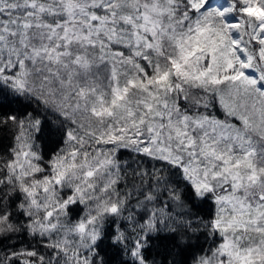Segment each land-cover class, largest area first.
Masks as SVG:
<instances>
[{"label":"snow or ice","instance_id":"obj_1","mask_svg":"<svg viewBox=\"0 0 264 264\" xmlns=\"http://www.w3.org/2000/svg\"><path fill=\"white\" fill-rule=\"evenodd\" d=\"M0 264H264V0H0Z\"/></svg>","mask_w":264,"mask_h":264},{"label":"trees","instance_id":"obj_2","mask_svg":"<svg viewBox=\"0 0 264 264\" xmlns=\"http://www.w3.org/2000/svg\"><path fill=\"white\" fill-rule=\"evenodd\" d=\"M8 139H7V134L0 132V145L7 144Z\"/></svg>","mask_w":264,"mask_h":264}]
</instances>
